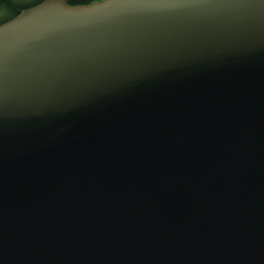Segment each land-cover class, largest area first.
<instances>
[{
	"label": "water",
	"instance_id": "95a60500",
	"mask_svg": "<svg viewBox=\"0 0 264 264\" xmlns=\"http://www.w3.org/2000/svg\"><path fill=\"white\" fill-rule=\"evenodd\" d=\"M0 264H264V0L0 23Z\"/></svg>",
	"mask_w": 264,
	"mask_h": 264
},
{
	"label": "trees",
	"instance_id": "16d2710c",
	"mask_svg": "<svg viewBox=\"0 0 264 264\" xmlns=\"http://www.w3.org/2000/svg\"><path fill=\"white\" fill-rule=\"evenodd\" d=\"M41 0H0V23L14 17L19 11L34 6ZM68 5H85L101 0H65Z\"/></svg>",
	"mask_w": 264,
	"mask_h": 264
}]
</instances>
